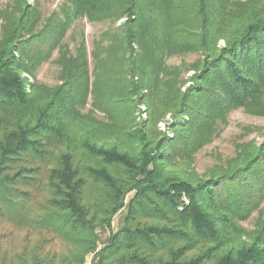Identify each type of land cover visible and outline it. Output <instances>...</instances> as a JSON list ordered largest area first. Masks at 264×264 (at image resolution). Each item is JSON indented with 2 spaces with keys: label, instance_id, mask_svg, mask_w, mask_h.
Segmentation results:
<instances>
[{
  "label": "trees",
  "instance_id": "1",
  "mask_svg": "<svg viewBox=\"0 0 264 264\" xmlns=\"http://www.w3.org/2000/svg\"><path fill=\"white\" fill-rule=\"evenodd\" d=\"M30 1L0 8V264H264V140L192 169L229 111L264 114V0H63L45 18ZM82 18L114 25L92 71L63 42ZM55 50L59 83L32 81Z\"/></svg>",
  "mask_w": 264,
  "mask_h": 264
},
{
  "label": "rangeland",
  "instance_id": "2",
  "mask_svg": "<svg viewBox=\"0 0 264 264\" xmlns=\"http://www.w3.org/2000/svg\"><path fill=\"white\" fill-rule=\"evenodd\" d=\"M7 1L8 0H0V8H2ZM62 2L63 0H39V8L42 16L45 18L50 15L52 11L59 8ZM118 23H116L115 26ZM113 26L114 25H111L109 21L89 22L86 18L78 19L75 20L68 28L65 37L63 38V42L68 45L69 49L73 50L75 44L78 45L80 40H84L89 70L92 71L94 66V60L92 57L94 43L101 38L104 31L113 28ZM219 44L222 45L223 41L220 40ZM197 57V53L175 55L170 57L167 60V63L170 65H179L182 61H185V63L190 64ZM56 58L57 50L53 51L52 55L34 72V78H31V80L47 86L58 84L60 65L56 62ZM191 74V70L183 69L181 77L185 80V83L182 85V89L189 85L190 81L188 80V77ZM90 79H93L92 74ZM89 107L90 106L87 105V108ZM134 110L135 120L137 122L147 118L148 113L144 102L138 101ZM94 117L99 120H106V116L102 111H95ZM170 120V113H167L157 123V128L161 131H165V129H167L166 122H169ZM220 127L219 134L195 154L192 169L199 175L203 174L207 168L223 164L227 158L234 156L240 144L247 142H254L258 144L264 140V114H255L253 112L246 111L243 108L232 109L228 112L225 122L222 123ZM255 216L256 214H254L247 221L242 222L243 227L251 229L255 221ZM117 218L118 216H116L113 221L114 226L116 225ZM18 235L20 236L21 233ZM57 246L59 248L60 245L58 244ZM85 264H90V256L87 257Z\"/></svg>",
  "mask_w": 264,
  "mask_h": 264
}]
</instances>
